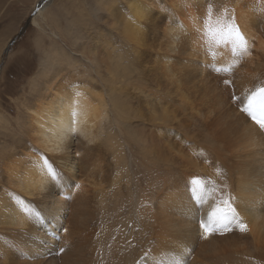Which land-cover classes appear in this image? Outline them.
<instances>
[{
	"label": "bare ground",
	"instance_id": "obj_1",
	"mask_svg": "<svg viewBox=\"0 0 264 264\" xmlns=\"http://www.w3.org/2000/svg\"><path fill=\"white\" fill-rule=\"evenodd\" d=\"M126 1L124 38L132 40V51L147 53L156 88L142 150L165 170L147 172L131 184L135 191L117 192L95 255L83 253L92 221L85 208L78 211L77 193L68 203L64 192L56 198L44 153H62L74 133L92 135L100 106L87 87L81 92L70 83L69 91L53 93L43 85L45 98L28 111L33 136L32 146L22 152V174L18 168L6 171L16 194L2 189L1 233L20 226V264L30 259L40 264H264V125L250 117L251 109L264 110V0H223L222 8L218 2L159 0L165 14L155 13L160 20L149 32L141 25L149 15L144 9H158V0ZM119 65L113 62L114 68ZM184 117L198 124H187ZM192 126L198 140L189 134ZM116 156L115 164L123 166V153ZM20 195L41 196L46 205L45 199L51 200L47 218L33 215ZM95 203L107 207L103 195ZM61 229L56 253L53 238ZM72 239L69 251L60 247Z\"/></svg>",
	"mask_w": 264,
	"mask_h": 264
},
{
	"label": "rangeland",
	"instance_id": "obj_2",
	"mask_svg": "<svg viewBox=\"0 0 264 264\" xmlns=\"http://www.w3.org/2000/svg\"><path fill=\"white\" fill-rule=\"evenodd\" d=\"M201 1L212 4L218 2L217 6L222 8L225 0ZM55 2L0 0V195L2 189L16 194L13 181L10 185L6 182V171L7 168L14 169L12 174L25 166L22 152L32 146L33 136L28 111L45 98L44 86L49 84L53 93L62 89L69 91L70 83H74L75 89L81 92H84L83 86L87 87L90 98L100 106L101 116L93 128L95 134L91 133L87 137L83 133H74L62 153L44 154L52 167L54 182L50 186L55 187L53 191L56 198L64 192V201L68 203L69 198L77 193L78 211L82 212L85 208L92 221L91 233L83 246V253L92 256L95 255L102 235L109 229L108 206L116 204L117 192L125 193L129 187L135 191L131 184L146 177L147 172L159 175L165 170L159 167L153 154L145 156L142 150L141 137L146 135L149 128L152 89L155 91L156 88H153L154 82L150 77L147 53L143 49L142 54L132 51V47H135L132 40L125 39L123 35L126 30L124 21L128 17V1ZM157 5L158 9H144L149 15L144 22L141 21V25L145 24L147 32L159 23L160 19L155 13H159L161 7L166 10L161 1L158 0ZM42 13L46 18L40 19ZM164 14L161 11L162 18ZM252 51L255 49L252 48ZM116 61L120 65L114 68L113 62ZM120 66L122 67L118 71ZM125 67L126 70L122 71ZM232 100L237 102L238 98L233 96ZM172 104L174 103L170 105ZM185 119L187 124H198L189 117H184ZM167 128L169 133H176L175 127ZM197 131L192 126L189 134L197 137ZM110 142H113V147ZM33 149L38 155L39 149ZM117 151L123 153V166L115 164ZM56 157L67 159L68 162L58 163ZM19 159L21 165L18 163ZM101 195L106 200L105 210L95 203V199ZM20 198H23L21 202L28 209L34 211L33 215L36 213L35 216L47 218L44 210L51 200L45 199L46 205L41 201V196L20 195ZM123 202L125 201L120 204L127 207ZM64 208L61 209V218L66 220L64 229L67 232L68 217ZM119 211L122 212L123 208ZM19 228L20 226H13L10 231H0V236L5 238L4 242L0 240V264L3 261V264H20ZM64 229L53 238L56 253L61 251L59 242L64 236ZM74 243V239L68 240L62 242L60 247L64 249L66 245L69 251ZM21 262L40 264L34 259Z\"/></svg>",
	"mask_w": 264,
	"mask_h": 264
}]
</instances>
